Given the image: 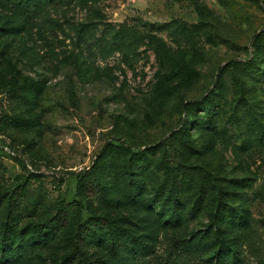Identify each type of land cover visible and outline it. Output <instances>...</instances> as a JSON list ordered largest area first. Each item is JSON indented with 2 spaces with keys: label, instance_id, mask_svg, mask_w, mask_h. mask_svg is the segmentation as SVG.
<instances>
[{
  "label": "rangeland",
  "instance_id": "rangeland-1",
  "mask_svg": "<svg viewBox=\"0 0 264 264\" xmlns=\"http://www.w3.org/2000/svg\"><path fill=\"white\" fill-rule=\"evenodd\" d=\"M79 172L110 179L80 202ZM80 259L264 264V0H0V264Z\"/></svg>",
  "mask_w": 264,
  "mask_h": 264
},
{
  "label": "trees",
  "instance_id": "trees-1",
  "mask_svg": "<svg viewBox=\"0 0 264 264\" xmlns=\"http://www.w3.org/2000/svg\"><path fill=\"white\" fill-rule=\"evenodd\" d=\"M10 0H2L3 3H9ZM44 1V0H22V3L26 4H33L35 2ZM137 36L134 32L130 30H120L118 31L114 37L113 40L116 43L128 41V40H134ZM101 47L105 50H110V45L106 41H101L100 43ZM221 71V69H220ZM219 71V72H220ZM115 149L118 153L121 154H128L129 155V163L130 165L134 166H140L144 161H142L144 158L143 152H134L132 148L121 145V144H114V143H108L106 144L102 151H101V161L100 163L101 167H107L108 165V158L110 156L111 150ZM137 157H140L139 160H137ZM79 181H84L81 188H78V192L76 196L78 197V200L81 202L85 194L88 193V188H101L104 184V179H110L107 178L104 173H99L95 175L94 177L90 178V174L87 172H79L76 174ZM108 181V180H107ZM110 184V182H108ZM180 187L173 185L170 190L164 188H161L160 191L157 192V197H164L169 196L172 198H178V194L180 193ZM18 197L12 198L10 200V206H9V214H8V222L11 224V227L8 229V234L13 235L14 232H16V225L18 222V215L20 211V205H18ZM176 204V203H175ZM201 204V203H200ZM177 205V204H176ZM178 208V207H177ZM35 209V208H34ZM179 209V208H178ZM67 213V211H66ZM67 216L60 215L59 217L52 219L44 224H41L38 227L37 232V239L40 241H46L48 238L54 236L57 228L61 227L66 220ZM124 232L122 227L119 225L118 222H107L104 219H101L99 217H88L85 220L82 221L79 227V239L83 241H90L102 234H109V235H118L120 233ZM6 233V234H7ZM22 254L17 251L13 253L14 258H20ZM78 264H105L99 261H87L83 259H80Z\"/></svg>",
  "mask_w": 264,
  "mask_h": 264
}]
</instances>
